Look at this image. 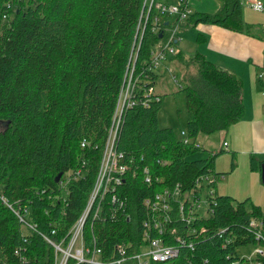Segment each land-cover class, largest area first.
I'll return each mask as SVG.
<instances>
[{
  "label": "trees",
  "instance_id": "trees-1",
  "mask_svg": "<svg viewBox=\"0 0 264 264\" xmlns=\"http://www.w3.org/2000/svg\"><path fill=\"white\" fill-rule=\"evenodd\" d=\"M191 1L153 0L149 8L150 0H0V195L33 226H24L0 200V264H55L46 238L64 247L83 212L138 43L135 105L121 116L114 148L123 158L119 164L129 170L119 185H108L98 217L85 222L84 246L98 250V259L108 263L120 257V248L131 257L159 238L178 249L165 264H245L239 248L264 245L250 227L259 221L264 237L260 206L211 195L210 185L197 182L202 176L222 177L214 169L215 155L196 140L227 133L242 119V80L201 53L185 56L178 50L182 33L200 24L248 35L250 26L243 21L240 0H217L211 14L194 11ZM156 4L189 13L184 19L164 16ZM158 52L163 55L159 69L184 94L189 116L184 137L159 122L162 96L154 85L161 73L152 68ZM176 65L194 66L196 75L177 69V78ZM198 152L205 157L192 159ZM260 164L250 158L252 171ZM144 167L151 184L144 182ZM176 185L178 198L167 199L165 212L155 211L162 214L154 227L155 213L143 202L165 189L173 193ZM201 200L205 217L195 211ZM67 264L87 263L69 259Z\"/></svg>",
  "mask_w": 264,
  "mask_h": 264
},
{
  "label": "built area",
  "instance_id": "built-area-1",
  "mask_svg": "<svg viewBox=\"0 0 264 264\" xmlns=\"http://www.w3.org/2000/svg\"><path fill=\"white\" fill-rule=\"evenodd\" d=\"M153 3V0H150L149 8L151 7ZM249 6L258 12L264 11V3L260 1H250ZM156 9L160 10V14L164 16H174V17H180V19H184L188 11L185 12V10H181L178 7L174 5L165 6L163 4H156ZM159 17L155 18L156 24L158 23ZM147 21V17L144 20V27ZM141 29V28H140ZM139 30V28L137 29ZM144 28L141 29L140 37L142 36ZM176 31V28L173 29V33ZM171 40H173V36L170 37ZM168 45V44H167ZM166 45V46H167ZM138 48L139 43L136 45V50L133 47L132 53L130 54L128 67L125 73V81L123 86L121 87L116 109L114 112V117L112 121L111 129L109 130L108 137L106 140V144L103 150L102 159L100 162V171L96 180V184L90 193L87 203L83 209L82 214L80 215L78 221L75 225H73L69 231L68 234V242L67 244L62 247L60 243H52V246L55 250V264H67L69 259L75 260L77 263H87V264H104L103 262H100L98 257L100 255V252L98 250H89L86 248L83 244V227L85 222H87L88 218L91 217V219L97 218L98 215L101 212L100 208V201L103 199V195L108 187L109 184L114 182L116 185H119L121 183V179L123 174L129 170L128 165L119 164V161H121L123 158L120 154H116L114 148L116 143V134L118 127L120 125V119L122 114L125 112V110L132 108L135 105V101L133 100L134 94V85L136 83V80L134 79V68L135 63L137 59L138 54ZM169 50L172 52V48H169ZM163 55L161 53L154 54L152 58V68L153 70H157L162 63ZM259 78H264V73L259 75ZM150 88V92H151ZM150 95V94H149ZM149 95L147 97L149 98ZM157 100V99H156ZM181 136L184 137L185 133L184 131H181ZM227 149V146H225ZM162 165L165 164L164 161L160 162ZM144 174V182L146 184H151L152 177L150 174V170L148 167H144L142 169ZM198 186L200 185H210L211 188H209L207 191L213 195L215 194V187H216V181L214 178H211L209 176H202L197 179ZM178 185L175 187V191L171 194L168 193V190L165 189L161 193H157L152 200L146 199L143 204L150 209L151 213H156L155 211H166L167 209V199H171L173 197L174 199L178 198L179 192H178ZM0 199L4 200V197L0 195ZM14 213L16 214V217L18 218L19 222H21L26 227H32L33 226L28 223L25 219V216L21 214V211L19 209H15ZM26 213V210H25ZM165 220V219H164ZM143 225L146 227L148 225V222L146 219L143 220ZM250 227L255 230V240L256 241H264V237L261 234V228L262 224L258 221H252L250 223ZM70 247L71 249L66 250V247ZM258 250L255 252V260H249L250 262H253V264H264V245L256 244L255 245ZM73 249H76L75 252ZM60 252L61 256L57 258V253ZM120 257L112 260L108 264H122L127 260H134L137 264H151V263H158V262H165L177 254V249L171 248L168 246H164L162 244L161 239H152L150 240L149 245L147 246L146 252L144 253H138L134 254L133 256H126V252L123 248L119 249ZM248 262V260L246 261Z\"/></svg>",
  "mask_w": 264,
  "mask_h": 264
},
{
  "label": "crops",
  "instance_id": "crops-1",
  "mask_svg": "<svg viewBox=\"0 0 264 264\" xmlns=\"http://www.w3.org/2000/svg\"><path fill=\"white\" fill-rule=\"evenodd\" d=\"M252 0H240L241 13L243 21L249 24L250 29L247 33H238L230 31L215 25H198L194 32L198 34L194 37L190 36V40H185V43H190V54L186 55L183 49L188 48L189 44H185L183 39L178 44V50L185 56H190L194 52L201 53L208 61H211L216 66L221 67L235 75L242 80V98L244 103V113L242 119L230 126L228 132L223 135L226 140L229 139L227 150H232L233 153L237 151V145L240 143L251 144L257 147L258 153L264 155V82L259 80L258 74L263 73L264 62V11L258 12L248 7V2ZM264 3V0H253ZM218 7V6H217ZM188 30H191L190 28ZM187 30V31H188ZM185 31V33L187 32ZM202 35H200V34ZM184 34V33H182ZM257 98L258 104L256 102ZM255 105L256 110L252 112L247 119H245V104ZM257 127V129H255ZM223 133V132H218ZM228 134V135H227ZM254 157L257 161L262 162L264 158L258 159L255 155L249 156V169L250 158ZM215 169V161H214ZM216 171V170H215ZM249 176L250 182H253L257 187L258 200L264 194V185L262 184L259 171H252ZM217 172V171H216ZM223 177V176H222ZM260 183V187L258 186ZM216 192V187H215ZM218 195V192L216 193ZM261 207L260 202L256 203ZM147 249V247H146ZM145 251H140L144 253ZM129 261V260H127ZM125 261L124 263H126ZM123 264V263H122ZM135 264L136 261H135Z\"/></svg>",
  "mask_w": 264,
  "mask_h": 264
},
{
  "label": "rangeland",
  "instance_id": "rangeland-1",
  "mask_svg": "<svg viewBox=\"0 0 264 264\" xmlns=\"http://www.w3.org/2000/svg\"><path fill=\"white\" fill-rule=\"evenodd\" d=\"M217 6V0L191 1V8L197 12H206L210 14L215 13L217 11ZM168 18L172 19L171 17ZM194 31L195 30L191 29L188 30L186 33L183 32L184 34H182V39L184 43L185 40H190V36L192 35L194 39V37L198 34V31L197 33H195L196 31ZM185 44H189V47L183 49V52L186 55H189L192 46L190 45V43ZM173 67L175 69L174 73L177 78H179L180 75L178 74L179 71L177 69L183 71L185 75H196V68L194 66L184 68L183 66L176 65ZM157 71H159L161 75L158 78L156 84L154 85V91L155 93L162 96V105L161 110L159 112L160 125L173 127L176 131L177 136H180L179 133L181 131H185L186 122L189 117L185 109L184 94L182 91H180L179 86L172 82L169 73L164 71L162 68H158ZM260 88L263 89L264 94V88ZM258 100L259 98H257L256 100L257 104ZM248 104H245V119H247L248 116L256 110L255 105ZM255 129H257V127H255ZM1 130L2 128L0 127V131ZM223 134L224 133L200 135L196 140V142L202 147V149L206 151H211L213 155H215V170L219 173H222L223 175V177H218L216 181V193L218 192V195L230 196L236 202L249 200L255 205H258L256 203L260 202L262 203L261 208L264 211V194L262 195L260 200H258V189L256 185L253 182H250L249 180V176L252 175V172L249 169L248 163L249 156L251 154L255 155L258 159H262V157L264 158V155L262 156V153L256 152L258 151L257 147H254L251 144L244 143H240L237 145V151H239V153H233L232 150H227L225 146H228L230 143L229 139L226 140V136ZM221 148L226 151H219ZM205 154L206 153L204 152H198L194 156H192V159L198 157H205ZM258 186L260 187V183H258ZM195 211L198 212L201 217L207 216V205L204 200H201V202H199V205L195 207ZM258 248L259 247L256 248V246L252 244L243 246L239 248L238 256L244 258L246 261L248 260V262H245V264H253V262H250L249 260H255V252L258 250ZM69 249L71 248L67 246L66 250ZM75 250L76 249H73L74 252ZM145 250L146 247L141 249V251ZM56 256L57 258H59L61 256V253L58 252ZM99 261L102 262L101 259H99ZM103 263L108 264L109 262ZM123 264H135V261L130 259L129 261Z\"/></svg>",
  "mask_w": 264,
  "mask_h": 264
},
{
  "label": "bare ground",
  "instance_id": "bare-ground-1",
  "mask_svg": "<svg viewBox=\"0 0 264 264\" xmlns=\"http://www.w3.org/2000/svg\"><path fill=\"white\" fill-rule=\"evenodd\" d=\"M1 200V199H0ZM1 202L3 203V205H5L7 208H9V209H11L12 210V212L14 213V209L12 208V206L8 203V201L6 200V199H4V200H1ZM15 214V213H14ZM162 214V213H161ZM161 214H159V215H157L156 213H155V218L153 219V220H156L158 217L160 218V215ZM161 219H164L163 218V216H161ZM78 221V220H77ZM147 222H148V225L146 226V228H149V226H151V224H150V222L147 220ZM76 224V223H75ZM74 224V225H75ZM154 227H157V226H159L160 225V223H159V221L158 220H156V222L155 221H153V224H152ZM46 240H47V242H49L51 245H52V243H55V242H52L50 239H48V238H46ZM168 247H171V248H175V249H177V247L175 246V247H173V246H168ZM177 255H178V249H177V254H176V256H174L173 258H171V259H169V260H167V261H165V262H158V263H161V264H165V263H167V262H169V261H171L172 259H174L175 257H177Z\"/></svg>",
  "mask_w": 264,
  "mask_h": 264
},
{
  "label": "water",
  "instance_id": "water-1",
  "mask_svg": "<svg viewBox=\"0 0 264 264\" xmlns=\"http://www.w3.org/2000/svg\"><path fill=\"white\" fill-rule=\"evenodd\" d=\"M60 175H58L57 180L59 179ZM260 177H261V182L264 185V161L260 164Z\"/></svg>",
  "mask_w": 264,
  "mask_h": 264
},
{
  "label": "clouds",
  "instance_id": "clouds-1",
  "mask_svg": "<svg viewBox=\"0 0 264 264\" xmlns=\"http://www.w3.org/2000/svg\"><path fill=\"white\" fill-rule=\"evenodd\" d=\"M262 163V162H261ZM223 176V175H222Z\"/></svg>",
  "mask_w": 264,
  "mask_h": 264
}]
</instances>
